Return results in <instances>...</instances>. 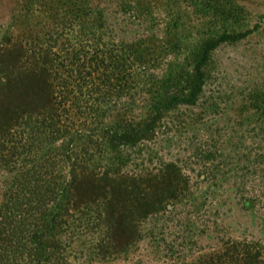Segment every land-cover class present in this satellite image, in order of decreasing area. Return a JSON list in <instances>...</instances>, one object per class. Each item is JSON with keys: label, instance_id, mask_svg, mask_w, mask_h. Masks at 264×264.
I'll return each instance as SVG.
<instances>
[{"label": "rangeland", "instance_id": "1", "mask_svg": "<svg viewBox=\"0 0 264 264\" xmlns=\"http://www.w3.org/2000/svg\"><path fill=\"white\" fill-rule=\"evenodd\" d=\"M100 62L123 63L116 72L125 74L123 90L141 93L133 114L142 122L157 113L150 104L158 93L199 88L197 69L204 74L196 106L160 110L155 130L139 141L93 147L85 163L89 175L72 185L83 183L76 187L88 201L80 209L91 230L105 227L98 217H106L103 208L111 205L110 226L118 227L120 214L119 227L134 235L126 255L103 264H199L229 241L259 252L264 263V0H0V113L18 107L36 116L50 90H64L69 74L93 73ZM38 121L32 118L31 124L49 134L50 151L39 160L31 146L12 145L7 162H0V189L13 174L9 169L72 181L82 140L66 141L54 123ZM206 139L221 149L213 161L215 181L205 180L208 168L197 157L196 147ZM23 159L33 167L15 166ZM168 173L183 188L189 182V192L146 221L132 222L129 208L121 211L127 203L124 177L144 175L157 196L170 192ZM114 186L119 200L111 194ZM88 232L74 233L75 239L62 233L63 242L78 248L70 257L74 264H99L94 247L100 233Z\"/></svg>", "mask_w": 264, "mask_h": 264}, {"label": "trees", "instance_id": "2", "mask_svg": "<svg viewBox=\"0 0 264 264\" xmlns=\"http://www.w3.org/2000/svg\"><path fill=\"white\" fill-rule=\"evenodd\" d=\"M114 64L100 62L93 73L69 74L63 80L65 89L50 90L36 116L33 110H21L18 107L9 111L4 110L3 114L0 113V162H7V155L10 154L8 150L14 144H22L25 149L31 146V152L39 160H42V157L50 151L49 134L32 126V118L38 119V124L45 127L46 124L54 123L57 132L62 134V139L82 140L83 144L81 150L75 152L71 164L73 165L71 167L75 168L71 173V182L52 181L50 172L33 171L34 173L28 174V171L26 173L17 171L20 169L8 170L13 174L5 179L7 181L5 186L0 189V264H74L70 257L78 248L72 247L73 241L71 244L63 242L62 233L70 232L75 239L74 233L79 235L81 232L91 231L94 234L99 232L100 235L96 236L97 243L94 247L95 261L99 264L114 260L115 254L126 255V251L135 241L134 235L125 234V226L119 227V223L124 218L120 214L119 217L117 216L119 221H116L118 227L110 226L115 213L111 205L103 208L107 218L102 219L101 214L98 217L100 224L104 223L106 228L91 230L92 223L80 209L81 204L86 205L88 201L82 200L85 194L76 187L83 183L79 182V185L77 183L73 188L72 185L78 182L77 178L80 175L81 177L89 175L88 171L85 174L87 170L85 163L88 162L92 152L94 153L93 147L101 151L107 143H110L111 147L117 149L119 145L139 141L147 137L149 131L155 130L156 114L160 110L165 111L177 104L196 106L204 92L200 88L204 74L200 68L197 69L196 79L199 88L196 86L197 88L193 90H186V88L185 90H162L158 93L156 102L150 104L157 113L150 115L146 121L142 122L138 121L133 114V107L138 106V98L142 95L135 90H123L125 74L116 72L123 63ZM91 65H93L92 62ZM96 70L100 73L99 75ZM172 85L176 86L175 83ZM1 115H3L2 118ZM83 119L88 121L81 124ZM15 128L18 130L15 131ZM83 129H86L87 133L83 132ZM13 130L14 133H12ZM196 149L198 159L204 162L205 169L208 168L203 172L205 180L215 181L217 166L213 161L217 156H222L221 149L213 139L203 140ZM50 160L48 157V161ZM255 160L247 161L252 164ZM25 161V159L19 160L15 166L33 167L32 162ZM81 166L83 172H76V168ZM140 171L142 173L144 169ZM91 174H94L92 170ZM110 175L108 173L106 177L110 178ZM143 176L142 174L126 176L120 183L124 185L123 197L125 196L124 199L127 202L122 205L121 211L124 212L129 208L132 222L146 221L152 214L166 208V204L178 199L184 191L189 192V188L187 189L189 182L186 181L183 188L178 183L177 175L168 173L170 192H162L163 194L154 196L152 195L154 185L151 180H144ZM88 184L92 188L96 187L89 181L86 185ZM117 188L118 186H114L111 194L113 197L115 194L116 199L119 200L120 194L116 196ZM167 196H171L168 202L165 198ZM74 197H78L79 202L76 203ZM229 242L231 245L224 251L201 257L199 264H249L250 261H254L255 264H264L259 252L255 254L248 250L247 246L242 247L235 241Z\"/></svg>", "mask_w": 264, "mask_h": 264}]
</instances>
